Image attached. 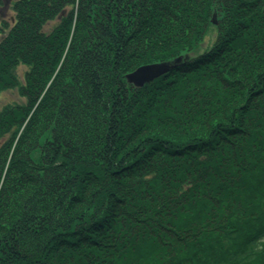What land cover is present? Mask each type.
<instances>
[{
    "label": "trees",
    "instance_id": "16d2710c",
    "mask_svg": "<svg viewBox=\"0 0 264 264\" xmlns=\"http://www.w3.org/2000/svg\"><path fill=\"white\" fill-rule=\"evenodd\" d=\"M11 4L0 264H264V0Z\"/></svg>",
    "mask_w": 264,
    "mask_h": 264
},
{
    "label": "rangeland",
    "instance_id": "374dc122",
    "mask_svg": "<svg viewBox=\"0 0 264 264\" xmlns=\"http://www.w3.org/2000/svg\"><path fill=\"white\" fill-rule=\"evenodd\" d=\"M2 2L0 3V25L2 24L3 21L8 22L11 17L13 16V9H12V1L13 0H1ZM1 27V26H0ZM1 34L0 33V39H1ZM213 36L208 35L205 37V41L200 45L199 49L204 50L206 45L210 44L213 41ZM24 68L19 67L18 72L23 73ZM14 100L21 101L23 100L22 97H20L18 91L14 88L11 90H3V92L0 94V109L2 106H4L5 103L7 102H12Z\"/></svg>",
    "mask_w": 264,
    "mask_h": 264
},
{
    "label": "water",
    "instance_id": "95a60500",
    "mask_svg": "<svg viewBox=\"0 0 264 264\" xmlns=\"http://www.w3.org/2000/svg\"><path fill=\"white\" fill-rule=\"evenodd\" d=\"M166 65L165 62L142 65L128 73L127 80L141 86L143 82L152 80L154 77L160 75L166 69Z\"/></svg>",
    "mask_w": 264,
    "mask_h": 264
}]
</instances>
